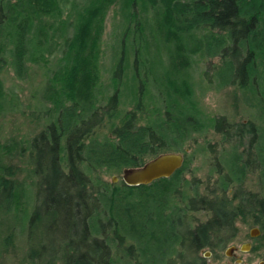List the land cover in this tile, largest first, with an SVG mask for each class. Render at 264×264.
I'll use <instances>...</instances> for the list:
<instances>
[{
	"label": "trees",
	"instance_id": "trees-1",
	"mask_svg": "<svg viewBox=\"0 0 264 264\" xmlns=\"http://www.w3.org/2000/svg\"><path fill=\"white\" fill-rule=\"evenodd\" d=\"M117 5L122 30L112 45L118 60L111 83L117 94L104 103L109 90L102 78L103 35L107 14ZM163 50L171 62L161 71ZM230 51L238 58L228 60L226 82L239 80L241 91L259 102L263 132L253 122L228 123L221 117L201 123L213 127L223 142L238 138L242 146L245 135H251L244 153L239 146L225 152L222 161L231 174L220 175L219 189L228 188L230 177L241 180L251 167H261L264 176V0H0V116L24 112L17 85L8 89L5 76L13 70L24 77L32 63L47 67L44 97L52 106L41 115L31 113L45 121L44 130L18 151L22 157L29 151L37 185L32 193L17 178L23 168L2 157L4 150L11 160L19 142L0 143V217L28 215L27 261L208 264L201 250L211 246L216 251L210 241H217L234 217L219 207L228 204L222 193L203 196L198 183L194 198L184 194L179 199L193 157L184 151L183 166L151 184L130 186L113 176L142 166L148 156L179 151V132L197 125L187 112H196L191 84L180 72L190 68L193 54ZM214 147L207 149L213 153ZM260 201V214L253 210V220L264 236V194ZM189 203L215 212L197 231L187 227ZM12 236L14 232L5 249Z\"/></svg>",
	"mask_w": 264,
	"mask_h": 264
},
{
	"label": "rangeland",
	"instance_id": "rangeland-1",
	"mask_svg": "<svg viewBox=\"0 0 264 264\" xmlns=\"http://www.w3.org/2000/svg\"><path fill=\"white\" fill-rule=\"evenodd\" d=\"M120 17L119 5L114 6L106 17L107 20L103 35L104 52L102 54V78L104 85L107 86L106 89L109 91L106 92L107 97L104 103L108 101L110 95L116 93L115 90L113 91L111 83L114 73L113 66L116 64L118 58L112 49V45L115 43V39L122 30V27L118 25ZM202 33V30H197L198 35ZM235 54L236 53L231 51L228 54L221 53L215 56H209L208 53L202 54L201 52L193 54L190 68L185 71V73L180 72L191 84V95L193 105L196 107V112L191 108H188L187 112L194 116L197 124L196 127L194 125L189 131L186 130L184 133L182 131L179 132V135L182 134L183 139L179 142L181 148L178 152L184 154V151H186L189 157H193L188 170L183 174L184 179L181 180L182 183L179 188L181 191L178 195L181 200H183L184 194L190 198L194 197L195 192L193 189L195 183L199 184L197 190L203 196H208L211 189L218 188L217 182L220 175L226 173L228 169V166L225 165V161H222V158L226 155L225 152L229 153L235 147L239 146L238 151L244 153L251 139V135L246 134L244 137L245 144L242 146L237 144L239 141L238 138L223 142L221 135L217 134L213 127L203 128L201 123L209 122V118L221 117L226 118L228 123L249 124L253 122L259 131L261 133L263 132L261 120L262 110L259 102L251 96V93L241 91L239 80L234 83H231V81L226 82L231 76V70H228L229 67L227 62L231 60V58L233 59V56L238 58ZM162 59L163 68H161V71L168 68L171 62L166 50H163ZM240 59L243 58L240 57ZM236 63L238 65V62ZM40 65L42 64L32 63L29 72L24 77H18L13 70L9 72L8 76H5L8 89L13 85H17L19 100L24 104V112L0 116V143L4 144L6 142L7 144H13L14 140L19 142L11 160L5 157V154H3L4 150L2 151V157H4L6 161L17 164L23 168L19 171L17 178L21 182H26L25 185L28 194L32 193L37 187L32 172L33 167L28 160L29 151H27L24 157L20 156L18 151L21 145L28 146L32 138L44 130L45 121L43 119L35 120L32 118L31 113L35 111L36 114L40 113L41 115L52 107L50 102L44 97L49 87V81L45 75V68L47 70V67L44 68V66ZM48 67L53 71L56 69L55 64H50ZM241 69L240 66H236L235 68L238 73L242 71ZM174 73L175 71H172V74ZM180 100L185 103L187 99L181 97L179 101ZM132 107L133 103L127 106L128 109H132ZM120 108L121 110L123 109V107ZM162 109L165 111L166 108ZM165 115H163V117ZM142 123H144V121L141 122V124ZM103 130L108 132L107 129ZM110 135L112 136V134ZM210 144H215L213 148L215 151L213 153L207 149ZM218 157H220L221 161ZM216 158L224 167L222 171H218L220 167L216 163ZM149 159H151V157L148 156L146 160L149 161ZM251 168L252 169H248L246 174L243 175V188L252 191H260L264 194V176L261 167H258V169H256V167ZM105 177L111 179L112 176L108 175ZM119 177V179L122 180L121 173H119ZM195 180L196 182H193ZM23 195L25 196L24 193ZM24 200L26 201L25 198L21 199L23 203H25ZM20 213H12L0 217V264H31L26 259V233L29 217L26 214L23 215V213ZM188 214L191 217L195 215L202 219L206 218L205 211L200 209L196 210L194 213L188 211ZM237 225L239 226L238 236L234 241L230 242V245L235 244L239 246L242 243L251 241L250 231L253 227L255 228L258 226L254 224L253 217L249 216L246 220H238ZM11 232H14V236L11 237L9 247L5 249L4 243L8 236L11 235ZM128 238L130 242L134 243V238L130 236H128ZM252 243L254 245L253 249L249 250L248 248L245 252L236 251L237 258H230L227 256L225 254L227 247H223L218 250V255L209 259L208 262L211 264H259L261 261H264L263 232L260 238L255 240L252 239ZM205 251L206 249L202 253ZM205 254L209 255L207 251ZM173 255L175 258L176 254L174 253ZM141 259L143 260L144 258ZM238 259L243 260L244 263L239 262ZM144 260L143 264H150L149 260Z\"/></svg>",
	"mask_w": 264,
	"mask_h": 264
},
{
	"label": "flooded vegetation",
	"instance_id": "flooded-vegetation-1",
	"mask_svg": "<svg viewBox=\"0 0 264 264\" xmlns=\"http://www.w3.org/2000/svg\"><path fill=\"white\" fill-rule=\"evenodd\" d=\"M226 174L229 175V174H231V172L228 171V169H227ZM193 182H196V180ZM218 182H219V179H218ZM218 182H217V184H218ZM227 182H229L227 189L213 188V189H211V192L222 193V195H224L223 198L228 200L227 207L225 206V204L221 205L219 207H223L225 210H228L229 214H231L234 217V221L231 224H228V222H227V225H226L227 227H225V225L221 224L223 228L225 227V230H222L217 241H214V240L210 241V242H212V244H214L216 246V248H217L216 251L211 246L205 247L201 250L203 252L206 249L207 253L209 254V255H206L205 254L206 251L203 253V258L207 261L208 264H211L210 262H208L209 259L218 255V250H220L223 247H227L225 254L227 256H229L230 258H233V257L237 258V255L235 253L236 251H244V252L247 251V250H244V248H243L244 246L246 247L248 245L249 250L253 249L254 245L252 243V239L255 240V239L260 238L261 233L263 232V231H261L260 227L256 226L255 228H259L260 232L258 235L253 236L252 235L253 229H254V227H253L250 231L251 241L242 243L239 246H237L235 244L230 245V242L234 241L238 236L239 226L237 225V221L238 220H244L245 216H252L253 217V210H255V212H254L255 215L260 214V207H257L256 204L261 203L260 200L262 199V193L260 191H252L250 189L243 188V182H244L243 178L240 180L237 178L230 177ZM181 183H182V181H181ZM179 191H181V190H179ZM217 195L218 194H215L214 196H217ZM192 198H194V197H192ZM213 198H215V197H213ZM185 208L188 209V211H190L192 213H194L196 210H199L198 207L190 205V203L188 205H185ZM205 213H206L205 219L199 218L195 215L193 217L190 216L189 218H190L191 222H189V226H187V227L191 231H195L198 228L199 224L203 225L206 221H208V219L211 216L215 215V212L213 209H211L209 211H205ZM192 245H194V244L192 243ZM182 246H183V241H182V244L180 245V249ZM230 247L232 248L231 254H229V251H228V248H230ZM238 260H239V262L244 263L243 260H240V259H238ZM262 262L263 261H261L259 264H261Z\"/></svg>",
	"mask_w": 264,
	"mask_h": 264
},
{
	"label": "water",
	"instance_id": "water-1",
	"mask_svg": "<svg viewBox=\"0 0 264 264\" xmlns=\"http://www.w3.org/2000/svg\"><path fill=\"white\" fill-rule=\"evenodd\" d=\"M185 156L182 152L169 151L163 152L150 159L142 166L125 168L122 172V179L130 186L146 185L161 179L171 177L184 164ZM117 175L113 176V181H118ZM259 228H254L252 235H258ZM247 250L248 245L243 247ZM232 248H228L231 254ZM264 264V261L261 263Z\"/></svg>",
	"mask_w": 264,
	"mask_h": 264
}]
</instances>
